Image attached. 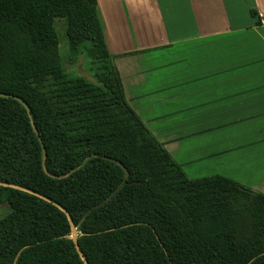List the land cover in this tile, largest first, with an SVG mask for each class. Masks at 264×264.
<instances>
[{"label":"trees","instance_id":"16d2710c","mask_svg":"<svg viewBox=\"0 0 264 264\" xmlns=\"http://www.w3.org/2000/svg\"><path fill=\"white\" fill-rule=\"evenodd\" d=\"M0 182L61 205L88 264H264V194L186 176L129 106L96 0H0ZM3 203L0 264H84L59 207Z\"/></svg>","mask_w":264,"mask_h":264},{"label":"crops","instance_id":"0c3cea01","mask_svg":"<svg viewBox=\"0 0 264 264\" xmlns=\"http://www.w3.org/2000/svg\"><path fill=\"white\" fill-rule=\"evenodd\" d=\"M96 9L129 106L186 176L264 194V0H96Z\"/></svg>","mask_w":264,"mask_h":264},{"label":"water","instance_id":"95a60500","mask_svg":"<svg viewBox=\"0 0 264 264\" xmlns=\"http://www.w3.org/2000/svg\"><path fill=\"white\" fill-rule=\"evenodd\" d=\"M85 1H88V0H85ZM77 65H78V68H79V70H80V72H81V74H82L83 76H85V77H86L88 80H90V81L93 80V77L90 76L86 70H84V68H83V66H82L81 59L78 60ZM0 185L12 186V187H16V188H19V189H22V190H26V191H28V192L34 193V194H36V195H38V196H40V197L46 199L47 201H51L53 204H55L57 207H59V208H60V209L66 214V216H67V218H68V221H69V223H70V226H71V239H72V241H73V244H74L76 250L78 251L79 255L82 257V259H83V263H84V264H88V261H87V260L85 259V257L82 255V252H81V250H80V248H79V245H78V243H77V232H76L75 227L73 226L72 219H71L70 215L67 213V211H66L61 205H59L58 203L52 201L51 199H49V198H47V197H44V196H42V195H40V194H38V193H36V192L30 190V189H27V188H24V187H20V186L15 185V184L6 183V182H0Z\"/></svg>","mask_w":264,"mask_h":264},{"label":"rangeland","instance_id":"374dc122","mask_svg":"<svg viewBox=\"0 0 264 264\" xmlns=\"http://www.w3.org/2000/svg\"><path fill=\"white\" fill-rule=\"evenodd\" d=\"M54 28L56 29L58 40H59V51L62 56V61L64 64L67 63V55H68V45H67V37L65 34L66 30V21L65 18H57L54 21ZM9 211V206L7 203H3L0 205V218L4 216Z\"/></svg>","mask_w":264,"mask_h":264}]
</instances>
